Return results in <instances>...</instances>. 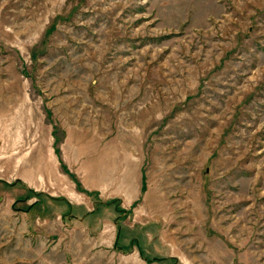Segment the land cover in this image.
Returning a JSON list of instances; mask_svg holds the SVG:
<instances>
[{
  "label": "rangeland",
  "instance_id": "374dc122",
  "mask_svg": "<svg viewBox=\"0 0 264 264\" xmlns=\"http://www.w3.org/2000/svg\"><path fill=\"white\" fill-rule=\"evenodd\" d=\"M0 264H264V0H0Z\"/></svg>",
  "mask_w": 264,
  "mask_h": 264
},
{
  "label": "crops",
  "instance_id": "0c3cea01",
  "mask_svg": "<svg viewBox=\"0 0 264 264\" xmlns=\"http://www.w3.org/2000/svg\"><path fill=\"white\" fill-rule=\"evenodd\" d=\"M7 183V182H6ZM25 184V183H24ZM29 189H32V188H30V186L26 183L25 184ZM16 190V189H15ZM18 196V195H17ZM14 198L15 197H13V196H8V195H6V199H4V206H6V205H12L13 203H14ZM33 203V202H32ZM30 205H32V204H30ZM38 208L39 207H37V206H34L32 209H30V210H28L27 211V213L26 212H24L22 215H23V217L24 218H29L30 216H33L34 214H36L37 213V211L39 212V210H38ZM95 215H97V213H94V215H90L87 219H84V220H79V221H81L80 222V224H79V226L81 227V228H83L84 229V231L86 232V230H88L87 228H93V230L94 231H96L98 228H99V226L101 225V226H106V227H108L109 225H108V222L109 221H102V220H100V219H97L96 218V216ZM76 216V215H75ZM77 217V216H76ZM78 219V218H77ZM76 219V220H77ZM75 220V221H76ZM78 222V221H77ZM83 231V232H84ZM84 232V233H85Z\"/></svg>",
  "mask_w": 264,
  "mask_h": 264
}]
</instances>
